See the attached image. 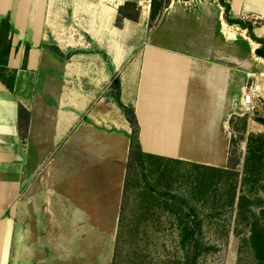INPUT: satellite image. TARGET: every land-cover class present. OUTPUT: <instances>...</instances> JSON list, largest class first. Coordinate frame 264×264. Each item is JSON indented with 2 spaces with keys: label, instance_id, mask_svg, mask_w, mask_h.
I'll return each mask as SVG.
<instances>
[{
  "label": "crops",
  "instance_id": "0c3cea01",
  "mask_svg": "<svg viewBox=\"0 0 264 264\" xmlns=\"http://www.w3.org/2000/svg\"><path fill=\"white\" fill-rule=\"evenodd\" d=\"M80 2L0 0V30L2 19L8 17L13 36L7 67L15 70L12 90L0 80V179H3L0 184V264H46V257L36 248L45 235L47 223L30 219L28 213L35 207L38 209V206L55 209L56 205L57 210L58 203L68 212L66 220L58 221V238L61 241L65 235L76 244L75 226H80L81 220V226H88L90 220H95L96 215L90 214L92 211L118 212L111 225L117 228L119 225L132 128L120 108L125 118L123 126L125 129L128 127L126 140L123 141L126 157L122 165L115 166V173L112 166L106 170L102 165L113 160L118 162L113 159V153L118 154L121 150L118 139L113 147L112 135L106 133V125L109 124V130L112 127L109 114L100 113L102 94L111 83L113 63L87 56L80 58L78 55L65 60L55 53V50L62 51L64 47L48 41L52 33L50 20L77 19L82 7ZM228 2L232 18H243L249 14L258 17L259 24L254 25L252 31L256 37L264 39V0ZM241 30L243 34L239 38L236 32H230L226 40L223 36L218 38L222 43L215 45L221 47L219 58L196 56L191 59L188 56L185 58L187 61L180 64L185 66V80L193 82L195 91L200 92L201 98H206L210 107L208 113L218 114L219 119H215V123H220L222 128L224 121L219 115L237 114L242 109L240 105H244V92L249 88L253 89L254 104L257 100H264V58L255 53L260 44L249 36L246 28L241 27ZM220 31L223 33V30ZM204 38L194 44L192 42L195 53L204 48L205 43H208L206 49L214 50L211 43L215 40L209 42L207 36ZM159 51H174L175 55L181 56L177 49H169L156 41L146 48L141 73L137 76V97L133 106L141 148L149 154L208 165L209 162L201 158L175 154V144L183 145L192 140L189 134L193 128L181 124L174 117L161 116L157 122L154 121L150 100L158 81L155 62L160 57L157 55ZM126 54L125 50V57ZM148 62H154L152 76H146L144 71ZM106 66L110 70H106ZM214 100L219 103H216L220 105L219 110L215 109ZM123 103L129 105L126 99ZM20 108L25 110L24 114H21ZM22 115L26 116L24 134L21 129ZM98 115H102V119L98 120ZM95 120L102 124L100 128L103 129L98 132ZM179 131L184 133L176 136ZM106 137L109 140L107 144ZM57 148L61 149V156L57 157L61 166L59 169L49 164L51 153ZM21 197L24 199L25 217L20 222L16 220V212L20 210L18 204ZM36 197L40 200L38 204L32 202ZM42 200L45 203L48 201L50 206H44ZM97 258H103L102 254L90 249L72 250L66 254L59 253L55 264L113 262V255L108 257V262H97Z\"/></svg>",
  "mask_w": 264,
  "mask_h": 264
},
{
  "label": "rangeland",
  "instance_id": "374dc122",
  "mask_svg": "<svg viewBox=\"0 0 264 264\" xmlns=\"http://www.w3.org/2000/svg\"><path fill=\"white\" fill-rule=\"evenodd\" d=\"M80 1L82 7L77 19L53 18L50 20L52 33L48 41L59 43L64 47L62 51L55 50V53L65 60L78 55L80 58L87 56L96 60H111L113 63L111 83L106 86L105 93L102 94L104 97L101 99L100 113L109 114L112 127L109 130V124H107L106 133L109 132L112 135L110 139L112 146H115L118 139L121 150L118 154L113 153V159L116 158L118 162L112 159V162L104 163L102 167L107 170L108 166H112V172L115 173V166L122 165L126 157L123 141L126 140L125 132L128 127L125 129L123 126L125 118L120 111L119 102L126 99L128 106L134 108L137 97L136 81L141 73V62L148 45L156 41L169 49H177L181 56L175 55L174 51L157 53L160 56L155 62L158 81L150 100V110L154 112L152 115L154 121L157 122L161 116L174 117L178 118L181 124L185 123L187 127L193 128L194 130L189 134L192 140L189 143L186 141L183 145L175 144V154L184 153L191 158H201L209 162L208 165L223 168L236 163L235 169L239 172L237 196L240 194L247 196L240 213H237L236 203L233 207L223 205L218 210H211V203L206 202L205 206L202 199H191L193 182L197 179V172L191 166L182 164L176 167L175 170H178L181 176L179 180L173 179L169 182V178L163 180L159 177L160 169H165V163L137 159L130 169V176L134 177L135 181L129 182L126 193L123 191L122 194L120 219L124 225H128L127 227H135L139 224L141 226L137 233L133 232L132 228H129V232L122 233L117 243L113 264H178V260L192 264L178 249V239L170 236V230L166 229L184 220L174 215V205H180L186 211H189V206H197L200 215L189 220L201 221L208 228L205 241L207 246L212 245L215 249L197 257L196 264H260L248 239L251 223L253 221L264 223V142L261 143V140L257 143L254 141L252 151L255 158L260 156L261 161L263 160V165L255 164L253 169V177H261L262 181L254 186L251 182H242V177L245 158L249 155L248 140L251 134L264 136V124L257 120L264 118V100H257L258 106L254 102L250 107L240 105L242 109H239L235 115L229 116L225 115L226 113L219 115L224 121L222 128L220 123L219 125L215 123V119H219L218 114L208 113L210 107L205 101L206 98H201L200 92L195 91L193 82L185 80V66H180L182 62L187 61L185 58L188 56L191 59L196 56L219 58L221 47L215 46L222 44L219 37L223 36L226 40L230 32H236L239 38L240 34H243L241 27L238 24L226 22L225 8L220 0H170L167 6L166 0H156L154 4L153 0ZM225 2L229 3L228 0ZM237 19L251 23V14ZM201 25H203L202 28ZM220 30H223V33ZM204 36H207L209 42L215 40V43H211L215 48L210 51V48H205L208 44L205 43L204 48H199L197 54L196 49L191 47L192 42L193 44L199 42L205 39ZM12 40V34L3 27L0 34L2 51L0 62L8 60L10 51L8 57L5 51L9 41L12 45ZM153 66L154 62L145 64L146 76H152ZM2 68L5 69V66L0 65V73L7 78L10 68L6 67V70ZM95 68L97 69V66ZM108 69L110 70V67L106 66V70ZM116 80L119 81V87L114 84ZM208 103L210 104V101ZM214 103L215 109L219 110L220 105H216L219 103L215 100ZM22 117L21 129L24 134L26 116L22 115ZM99 118L102 119V115H98L97 119L100 120ZM95 123H97L96 127L99 126L97 132L103 129L100 128L102 124L97 120ZM183 133L179 131L175 134L179 136ZM233 139L236 140L234 144ZM108 141L106 137V144ZM58 155L61 156L59 148L53 150L50 156L52 159L49 162L57 169L61 167L60 162L57 161ZM1 180L3 179H0V184ZM60 190L64 192V189L60 188ZM147 192H154L159 202L152 199L145 200L143 195ZM169 194H176L178 199L186 198L187 201L179 202L178 199L171 198ZM58 196L55 195V197ZM44 200H42L43 205L49 207L50 203L48 201L45 203ZM32 202L38 204L40 200L36 197ZM23 204L24 199L21 197L18 204L20 210L16 212L17 221L25 217ZM32 205L35 207L34 204ZM57 205L59 208L57 210L56 205L55 209L38 206V209L35 207L28 212L30 219L47 223L45 235L39 242L40 246L36 248V251L39 250L46 257V264H55L56 256L61 252L66 254L68 251L85 249L102 254L103 258H97V262H108V257L114 255L117 230V227L111 223L118 212H90L91 215H96V218L90 220L88 226H81L82 220L79 221L80 226H75L78 241L74 244L71 241L72 238H66L65 235L62 241L58 238L60 234L58 221L66 220L68 212L64 210L63 205L60 206L58 203ZM77 218L80 219V216ZM152 225L166 227L165 233L155 235L149 230L151 235L143 236L142 228ZM219 228L222 231L220 234L216 233V229ZM63 232L66 234L65 231Z\"/></svg>",
  "mask_w": 264,
  "mask_h": 264
},
{
  "label": "trees",
  "instance_id": "16d2710c",
  "mask_svg": "<svg viewBox=\"0 0 264 264\" xmlns=\"http://www.w3.org/2000/svg\"><path fill=\"white\" fill-rule=\"evenodd\" d=\"M170 0L165 1V5L169 3ZM156 0H153L152 3L154 4ZM221 4L225 8V19L227 23L229 24H238L242 28H246L248 30L249 36L260 44L259 47L256 48L255 53L257 56H261L264 58V39L256 37L253 34V27L252 24L249 22H245L242 19L232 18L230 17V4L226 3L225 0H220ZM7 28L9 32L11 33V24L8 17H5L1 21V29ZM1 34V30H0ZM11 48V43L7 44L6 47V55L8 57L9 51ZM0 49V53H1ZM1 55V54H0ZM0 65L5 66L6 70L7 67V60L5 62H0ZM8 71V70H7ZM8 74V73H7ZM15 77V70L10 69L9 74L6 77H3L0 73V80L10 89H13V82ZM115 86L119 87V81H115ZM120 107L122 108L124 115L126 119L128 120L132 132H131V145H130V151H129V158H128V165H127V176L125 180V188L124 193H126L128 189V183L132 182L134 180V177L130 176V169L132 167V163L136 161L137 159H147L149 161H152L154 163L161 162L165 163V169H160L159 177L163 180L166 178H169L170 180L175 179V181L179 180V177L181 176V173L178 170H175L176 167L185 164L191 166L193 169L196 170L197 176L196 181L193 182V190L190 193L191 199H199L203 200L206 206V202L211 203V210H218L223 207V205H228L230 207H233L235 203L237 204V213H240L242 211V208L244 206V203L246 201L247 196L244 194H240L237 196V189H238V183H239V172L235 169L234 164H230L228 168L218 167V166H212L207 164H201L196 162H190V161H184L181 159L176 158H170V157H163V156H157L153 154L146 153L142 150L141 145L139 143L138 133H139V125L138 121L135 115V110L131 106L125 105L123 102H119ZM24 109L20 108L21 114L24 113ZM259 122L264 124V118L257 119ZM232 121V118L230 119V122ZM264 136L260 135L257 136L255 134H251L250 140H248V156L245 158L244 162V175L242 177V182H251L252 185L256 186L259 184V182L262 181L261 177H253V169L254 165L260 163L263 165V160L261 161V157L255 158V155L252 151V148L254 147V141L256 143L261 140V143L264 142ZM236 142L235 139L232 140V143L234 144ZM251 143V144H250ZM263 158V157H262ZM143 161V160H142ZM172 167V169H171ZM174 167V168H173ZM170 169V170H169ZM135 181V180H134ZM154 192H147L143 195L145 200L152 199L153 201L159 202L157 196H154ZM171 198L178 199V196L169 194ZM179 202H186V198L178 199ZM224 201V203H223ZM173 213L176 216H179L182 220L178 224L169 226L168 230H170V236L178 239V249L181 250V252L184 253V256L187 260H189L190 263L196 264L197 257L200 255L207 253L209 250L215 249L214 246L209 245L207 246L206 243V233H207V227L204 225L201 221H190V218H197L200 214H198V207L195 206H189V211H186L182 206L180 205H174ZM202 207V206H201ZM201 207H199V210H201ZM170 208V207H169ZM201 213V212H200ZM211 214V213H210ZM188 219V220H185ZM139 224V223H138ZM128 225H124V223L119 221V225L117 228V234H116V240H115V248H114V255H113V262L116 256V248L118 240L120 239L122 233L124 231L129 232V228H132L133 232H138L140 228V224L135 227H127ZM130 226V225H129ZM162 225H152V226H144L142 228V235L145 237H149L151 235L150 231H153L155 235H158L160 233H165L166 229ZM150 230V231H149ZM216 233H222V231L219 229H216ZM154 236V235H153ZM160 238V237H156ZM248 241L251 243V247L253 249V252L260 264H264V223L259 221H253L251 223V229H250V236ZM178 264H188V261L186 263H183L182 260L177 261ZM148 264V263H146Z\"/></svg>",
  "mask_w": 264,
  "mask_h": 264
},
{
  "label": "built area",
  "instance_id": "2783aa9c",
  "mask_svg": "<svg viewBox=\"0 0 264 264\" xmlns=\"http://www.w3.org/2000/svg\"><path fill=\"white\" fill-rule=\"evenodd\" d=\"M251 24L252 25H257L259 22L258 17L257 16H251ZM243 102L245 106H252L253 105V89L250 88L247 91L244 92L243 95Z\"/></svg>",
  "mask_w": 264,
  "mask_h": 264
}]
</instances>
